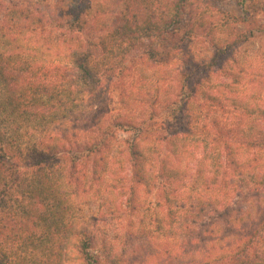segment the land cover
I'll return each instance as SVG.
<instances>
[{
  "label": "trees",
  "instance_id": "16d2710c",
  "mask_svg": "<svg viewBox=\"0 0 264 264\" xmlns=\"http://www.w3.org/2000/svg\"><path fill=\"white\" fill-rule=\"evenodd\" d=\"M204 2L0 0V264H100L81 207L125 196L165 264H264V51L183 56Z\"/></svg>",
  "mask_w": 264,
  "mask_h": 264
},
{
  "label": "rangeland",
  "instance_id": "374dc122",
  "mask_svg": "<svg viewBox=\"0 0 264 264\" xmlns=\"http://www.w3.org/2000/svg\"><path fill=\"white\" fill-rule=\"evenodd\" d=\"M197 12L202 13L203 21L201 22L205 23V27L199 28L197 37L192 40L187 39L188 44L184 47L183 56L188 58L198 56V54L209 56L213 48L212 41L209 42V36L211 34L219 36L222 30L225 31L224 24H227L246 34L254 32L257 35L239 49L242 48L241 55L259 66L257 62L263 56L261 51H264V0H205ZM243 48H246L248 56L245 55ZM195 75L196 78H201L203 73L196 71ZM133 80V84L131 81L132 90L150 92L143 97L146 98L145 107L150 108L149 106H152L154 102L152 97L155 93L154 76L147 78L136 76ZM228 111H230L229 114L225 116L233 122H238L239 113ZM120 135L124 138L128 137V134L121 133ZM138 194L142 195V192L139 191ZM145 201L144 208H142L147 216L145 225L151 232L155 230V223L151 218L153 209L149 210L151 208L150 199ZM116 204L118 209L108 208L104 214L100 212L99 202L87 203L81 207L83 222L95 237L94 245L90 249L91 254L99 255L100 264H165L164 239L158 238V232L138 234L140 231L138 226L142 223H140V217L127 203V196L120 197ZM173 249L175 251L174 247Z\"/></svg>",
  "mask_w": 264,
  "mask_h": 264
}]
</instances>
